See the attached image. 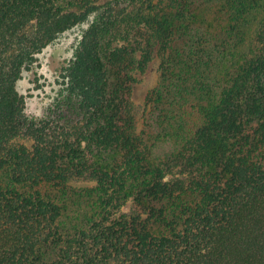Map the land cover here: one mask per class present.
<instances>
[{"label": "trees", "instance_id": "trees-1", "mask_svg": "<svg viewBox=\"0 0 264 264\" xmlns=\"http://www.w3.org/2000/svg\"><path fill=\"white\" fill-rule=\"evenodd\" d=\"M131 1L162 54L140 132L127 4L0 0V264H264V0ZM93 14L60 115L30 117L22 72Z\"/></svg>", "mask_w": 264, "mask_h": 264}, {"label": "rangeland", "instance_id": "rangeland-1", "mask_svg": "<svg viewBox=\"0 0 264 264\" xmlns=\"http://www.w3.org/2000/svg\"><path fill=\"white\" fill-rule=\"evenodd\" d=\"M113 1L115 0H97L98 4L102 5ZM120 1L127 4L128 9L122 17L121 23L119 22V29L111 34L107 42L111 43L113 47L128 44L137 47L135 52L137 66L131 70L132 81L130 86H132L131 100L136 108L138 131L140 132L144 127V118L148 111L147 94L160 80L162 54L157 50L154 33L143 28V24L140 25V14L145 11L146 6L131 0ZM195 7L204 11L205 14L207 13L209 20L213 17V12L218 10L220 6L211 5L210 8L205 7L206 9H203L197 4ZM207 9L211 10L207 12ZM94 18L95 15L93 14L89 21L61 34L53 43L37 54V61L30 70L22 72L17 87L20 93L25 96L26 112L30 117L36 119L58 118L60 115V108L57 107V104L64 86L62 77L64 68L73 58L83 32ZM217 26L219 23L215 22L214 28L216 29ZM14 143L31 147L33 140L26 136H20L14 140ZM116 159L117 162L120 161L121 155H118ZM95 185L96 182L90 179H76L69 183V186L77 190L91 188ZM131 203V198H129L123 206V210H127Z\"/></svg>", "mask_w": 264, "mask_h": 264}]
</instances>
